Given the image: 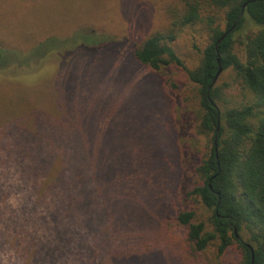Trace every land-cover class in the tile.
I'll list each match as a JSON object with an SVG mask.
<instances>
[{
	"label": "rangeland",
	"instance_id": "374dc122",
	"mask_svg": "<svg viewBox=\"0 0 264 264\" xmlns=\"http://www.w3.org/2000/svg\"><path fill=\"white\" fill-rule=\"evenodd\" d=\"M181 7L179 0H0V48L8 51L0 65V155L20 156L22 184L43 176L39 197L52 196L50 219L59 221L45 250L54 248L60 259L71 249L74 264H193L175 211L193 210L211 229L206 209L186 198L198 184L193 168L207 143L195 132L197 88L184 68L171 65L175 88L168 97L133 56ZM246 26L244 35L258 29ZM76 32L106 43L72 48L67 39ZM208 43L198 23L182 29L171 47L191 69ZM51 44L56 49L46 55ZM216 86L223 106L252 101L230 69ZM110 173L120 184L109 185ZM20 198L9 194L8 205ZM203 257L205 264H237L240 252L233 245L218 256L214 243Z\"/></svg>",
	"mask_w": 264,
	"mask_h": 264
},
{
	"label": "trees",
	"instance_id": "16d2710c",
	"mask_svg": "<svg viewBox=\"0 0 264 264\" xmlns=\"http://www.w3.org/2000/svg\"><path fill=\"white\" fill-rule=\"evenodd\" d=\"M179 1L182 7L169 26L148 36L133 51L135 60L160 80L166 96L171 97L170 91L175 88L168 71L171 65L184 68L197 88L200 114L195 132L207 143L193 168L198 184L186 198L197 200L206 209L211 229L196 222V213L185 207L175 211L172 221L183 233L193 264H205L203 252L214 243L218 256L236 245L240 252L237 264H264V0ZM247 22L258 29L244 35ZM198 23L206 27L209 43L197 65L188 69L171 43L182 29ZM51 40L37 42L31 54ZM67 40L72 48L83 44L92 49L101 45L99 41L106 43L105 39L80 32ZM53 45L45 49L46 55L56 49ZM5 53L8 51L0 48V65ZM219 69L234 73L241 89L252 95L249 104L223 106L221 89L216 83L212 85ZM12 153L0 155V264H6L1 259L6 253L8 264H74L69 262L71 249L61 259L54 248L45 250L59 224L57 221L54 226V219H50L53 198L46 193L39 197L38 187L44 181L41 175L35 174L22 184V172H17L21 158L18 155L14 159ZM109 180L114 187L120 184L113 181L112 173ZM11 193L21 194L13 208L7 199ZM60 194L62 191L56 193ZM241 232L247 235L245 241L238 238Z\"/></svg>",
	"mask_w": 264,
	"mask_h": 264
},
{
	"label": "water",
	"instance_id": "95a60500",
	"mask_svg": "<svg viewBox=\"0 0 264 264\" xmlns=\"http://www.w3.org/2000/svg\"><path fill=\"white\" fill-rule=\"evenodd\" d=\"M218 42H220V41H218ZM220 72H221V69H219V71H218V73H217L215 79H214L213 82H212V85H214V84L216 83V81H217V79H218V77H219V75H220ZM209 88H211V87H209Z\"/></svg>",
	"mask_w": 264,
	"mask_h": 264
}]
</instances>
